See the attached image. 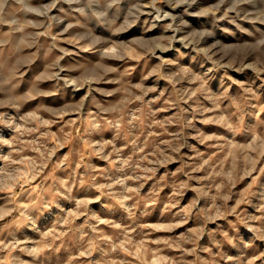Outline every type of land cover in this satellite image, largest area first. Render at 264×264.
<instances>
[{
    "label": "rangeland",
    "instance_id": "1",
    "mask_svg": "<svg viewBox=\"0 0 264 264\" xmlns=\"http://www.w3.org/2000/svg\"><path fill=\"white\" fill-rule=\"evenodd\" d=\"M0 264H264V0H0Z\"/></svg>",
    "mask_w": 264,
    "mask_h": 264
}]
</instances>
